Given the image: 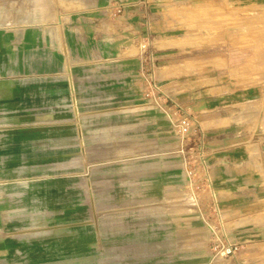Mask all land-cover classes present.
<instances>
[{
    "label": "rangeland",
    "instance_id": "374dc122",
    "mask_svg": "<svg viewBox=\"0 0 264 264\" xmlns=\"http://www.w3.org/2000/svg\"><path fill=\"white\" fill-rule=\"evenodd\" d=\"M135 2H149L152 10L119 13L120 5ZM81 3L107 6L110 34L137 31L133 26L145 27L148 20L153 33L140 31L138 43L132 35L129 41L123 37L108 61L107 103L61 108L63 116L97 112L101 120L61 121L54 150L0 164V219L18 246L0 264H264V228L253 242L243 230L252 221L264 223V185L256 191L262 214L228 221L221 209L228 204L214 201L217 190L203 152L181 138L170 116L190 114L204 129L264 128V7L234 0H0V25L49 22ZM168 46L187 50L179 59L199 61L187 70H166L167 60L157 59L156 68L143 75L121 73L122 63L141 51ZM211 66L223 68L220 86L241 91L211 90L212 81L204 80V94H218L223 104L188 111L194 86L201 84L197 72L204 70L207 78ZM250 87L262 90V102L246 94ZM196 130L191 140L200 144L203 134ZM2 137L0 154L12 147Z\"/></svg>",
    "mask_w": 264,
    "mask_h": 264
},
{
    "label": "crops",
    "instance_id": "0c3cea01",
    "mask_svg": "<svg viewBox=\"0 0 264 264\" xmlns=\"http://www.w3.org/2000/svg\"><path fill=\"white\" fill-rule=\"evenodd\" d=\"M234 1L247 6L264 7V0ZM72 5L67 16H57L56 20L49 22L10 21L0 25V143L5 133L8 143L12 145L9 151L0 154V164L42 158L48 149L54 150L51 144L59 141L61 121L75 122L83 116L85 121L87 117L89 121L94 118L101 120L102 116L97 112L79 115L73 111L63 116L61 108L68 107L71 111L76 107L89 106L92 109V106L97 108L107 103L108 83L105 79L108 61L114 58L123 37L129 41L132 35L138 43L142 40L140 31L147 32L148 37L153 33L154 22L148 20L145 27L143 24L133 26L137 31L126 29V32H119L120 35L110 34L106 5ZM127 10L131 13L141 10L150 12L152 5L149 2L123 4L118 11L124 16ZM122 15L120 18L124 19ZM110 44H115L112 52L109 51ZM185 54H188L187 50H180L177 46L151 49L147 53L141 51L132 62L122 63L123 70L119 68L118 71L143 75L156 68L157 59L167 60L164 67L199 61L189 57L179 59ZM221 70L223 68L211 66L208 71L214 73L211 76L207 74V78L204 70L197 72L196 79L201 84L194 86L197 94L187 102L188 111L192 107L199 108L198 113H204L207 109H218L223 104L218 94H204V80L212 81L211 90L224 88L233 94L241 91V88L232 84L220 86ZM246 91L248 96L259 97L262 102L260 88L250 87ZM204 97L212 99L204 101ZM213 122L217 123L216 120ZM202 134L203 140L198 148L204 154L208 165L206 172L210 173L211 184L217 190L214 201L228 204L226 208L223 205L221 208L226 211V219L237 221L262 214L263 211L256 209V203L262 200L256 191L264 185L258 166L261 165L264 171V128L259 126L253 130L252 124H244L237 130L235 126L228 125L202 128ZM252 152L258 154L256 159L252 158ZM226 192L229 195L222 196ZM240 208H243L242 212ZM233 210L240 213L230 215L229 212ZM5 223L0 219V259L16 253L18 248L7 236ZM263 228V222L252 221L243 230L253 242V238L262 233Z\"/></svg>",
    "mask_w": 264,
    "mask_h": 264
},
{
    "label": "built area",
    "instance_id": "2783aa9c",
    "mask_svg": "<svg viewBox=\"0 0 264 264\" xmlns=\"http://www.w3.org/2000/svg\"><path fill=\"white\" fill-rule=\"evenodd\" d=\"M176 110L180 108H175ZM219 109V108H218ZM171 116V122L174 126L178 127V133L180 134L182 139H187V141H193L194 146L197 148L199 147V142L195 138L191 140V137L197 132L196 129H200L199 131H202V128L199 125H195V121L190 117V114H187L186 116H180L173 118Z\"/></svg>",
    "mask_w": 264,
    "mask_h": 264
},
{
    "label": "bare ground",
    "instance_id": "6f19581e",
    "mask_svg": "<svg viewBox=\"0 0 264 264\" xmlns=\"http://www.w3.org/2000/svg\"><path fill=\"white\" fill-rule=\"evenodd\" d=\"M168 45V44H167ZM190 64H192V63H189V62H187V63H182V64H179V65H176V67H180V68H182V69H185V70H187L188 68H189V66H190ZM175 67V66H174ZM172 68V67H171ZM170 67H165V69L166 70H172ZM174 70H176L175 68H174ZM174 72V71H173Z\"/></svg>",
    "mask_w": 264,
    "mask_h": 264
}]
</instances>
